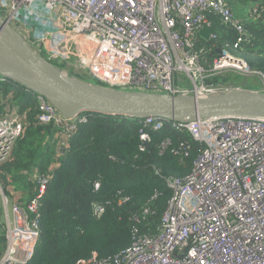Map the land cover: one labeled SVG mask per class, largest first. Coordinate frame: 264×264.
Wrapping results in <instances>:
<instances>
[{
	"label": "built area",
	"instance_id": "built-area-1",
	"mask_svg": "<svg viewBox=\"0 0 264 264\" xmlns=\"http://www.w3.org/2000/svg\"><path fill=\"white\" fill-rule=\"evenodd\" d=\"M254 7L249 12L255 13ZM208 13L220 15L234 28V48L246 40L225 0H0V17L34 52L54 66L71 60L85 68L88 74L81 79L86 82L205 97L239 89L207 84L211 77L234 71L255 77L261 88L250 91L264 93V73L250 72L229 52V44L212 67L205 66L195 39L203 26L211 28ZM30 31L43 38L31 39ZM214 38L213 33L208 36ZM179 75L188 87L178 85ZM0 83L15 82L0 76ZM30 93L37 101L38 121L54 125L59 130L54 139L66 146L76 122L86 118H65L44 97ZM24 119L14 106L0 115V163L9 158ZM137 121L154 130L168 125L173 132L187 133L201 151L186 178L168 181L172 194L158 234L137 239L119 257L91 264H264V119ZM141 133V140L148 142ZM49 179L32 175L35 187L28 197L13 191L7 197L0 186V233L5 239L0 264H29L39 242L38 210ZM94 213L100 215L102 209L95 207Z\"/></svg>",
	"mask_w": 264,
	"mask_h": 264
},
{
	"label": "trees",
	"instance_id": "trees-1",
	"mask_svg": "<svg viewBox=\"0 0 264 264\" xmlns=\"http://www.w3.org/2000/svg\"><path fill=\"white\" fill-rule=\"evenodd\" d=\"M225 5L246 40L234 48V28L208 13L216 38L197 33L195 39L205 66L212 67L217 51L229 44V52L250 72L264 73V0H225ZM254 5L256 12L245 14ZM246 75L226 71L207 84L238 85L250 79ZM9 106L25 119L0 171L17 179L27 197L35 187L32 175L50 178L38 210L39 242L29 264H91L121 256L141 237L156 236L172 194L168 181L186 178L201 151L187 133L173 132L165 122L154 130L137 120L96 114L81 115L86 121L76 122L64 146L54 139L59 133L54 125L38 121L37 101L30 92L17 83H0V115ZM141 132L148 142L141 140ZM95 207L102 209L100 215ZM4 250L0 233V257Z\"/></svg>",
	"mask_w": 264,
	"mask_h": 264
},
{
	"label": "water",
	"instance_id": "water-1",
	"mask_svg": "<svg viewBox=\"0 0 264 264\" xmlns=\"http://www.w3.org/2000/svg\"><path fill=\"white\" fill-rule=\"evenodd\" d=\"M212 29L199 34L208 39ZM219 53V51H217ZM0 76L44 97L68 119L83 114L174 123L221 117L264 119V93L234 89L205 97L111 89L64 73L0 17Z\"/></svg>",
	"mask_w": 264,
	"mask_h": 264
},
{
	"label": "rangeland",
	"instance_id": "rangeland-1",
	"mask_svg": "<svg viewBox=\"0 0 264 264\" xmlns=\"http://www.w3.org/2000/svg\"><path fill=\"white\" fill-rule=\"evenodd\" d=\"M249 11H250V7H247L245 9V14H248ZM30 32H31L30 33L31 39H35V41H37L38 39H42L43 38L42 35H37V33H34L32 31H30ZM33 47L36 48L37 51L39 52L38 46H37L36 43H33ZM55 63H56L55 66L58 69L64 70L69 75L77 76L79 78H84L88 74L87 70L85 68L82 70V68L80 66H77L71 60L62 61L59 64L57 62H55ZM225 72H222L221 75H224ZM246 76L248 78H252V79L256 80L255 77H251V76H248V75H246ZM237 82H241V78H237ZM177 83H178V85H185V87H188L186 82L182 81L181 75L178 76V82ZM7 175H8L7 173H4L3 171H0V186L3 188V190H4L5 194L7 195V197H10V191H13L14 193H19V194L24 193L22 191V188L19 187L18 180L15 179V178L13 179L11 177L8 178ZM24 179H26V178H24ZM8 180H10V181L8 182Z\"/></svg>",
	"mask_w": 264,
	"mask_h": 264
},
{
	"label": "crops",
	"instance_id": "crops-1",
	"mask_svg": "<svg viewBox=\"0 0 264 264\" xmlns=\"http://www.w3.org/2000/svg\"><path fill=\"white\" fill-rule=\"evenodd\" d=\"M227 86H229V87L231 86V87L239 88V89H245V90H250V89L256 90V89L261 88L259 82L255 79H252V78H250L247 82L242 83V84L233 85V86L227 85Z\"/></svg>",
	"mask_w": 264,
	"mask_h": 264
},
{
	"label": "clouds",
	"instance_id": "clouds-1",
	"mask_svg": "<svg viewBox=\"0 0 264 264\" xmlns=\"http://www.w3.org/2000/svg\"><path fill=\"white\" fill-rule=\"evenodd\" d=\"M4 78V77H3ZM82 116H91V115H88V114H83Z\"/></svg>",
	"mask_w": 264,
	"mask_h": 264
}]
</instances>
